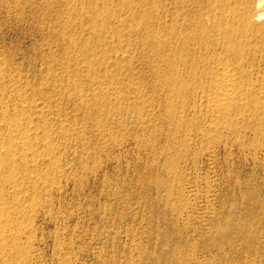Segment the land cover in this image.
Here are the masks:
<instances>
[{
    "label": "rangeland",
    "instance_id": "obj_1",
    "mask_svg": "<svg viewBox=\"0 0 264 264\" xmlns=\"http://www.w3.org/2000/svg\"><path fill=\"white\" fill-rule=\"evenodd\" d=\"M100 1L91 0L90 3L89 0L86 2L78 0H0V70L5 68L2 71L5 72L4 75L8 73L6 76L14 74V81L17 85L19 81L22 82L28 92L25 96L29 102L31 101L30 103L39 98L45 100L49 98V101L47 100L48 109L50 106L51 108L48 115L52 109L53 112L51 111V113L53 115L50 113L48 116L45 112V116L41 120H46L49 124L52 123L54 133L62 132L61 130L67 128L66 132H69L70 136L73 135L71 136L73 141L69 136L71 139H69L70 144L67 143L69 141L67 140L68 137L65 141V144L70 147L73 146L72 149L65 145L68 153L66 152L67 149L65 151L62 148L59 153L55 154L56 160H59V164L63 167V170L65 169L63 175H58L57 171L53 172L52 168L44 167V176L47 178L49 175V178L51 175L54 183L47 185V188L36 186L39 198H41L39 200L46 206L39 202V214L37 213L36 221L34 220V251H36L33 252V257H35L32 258V264H264V133H262L264 132V126H262L264 122L261 124L259 120L256 122V119L253 120L255 124L253 121L247 123L248 127L253 126L252 129L249 128L250 130L245 124V127L249 131L252 130V133L254 130H259L257 133L254 131L255 136L244 127L241 129L242 131L240 130L241 133L236 132L235 135L231 133L232 135L227 136L223 134L228 137V140H222V134L217 133H208L213 138H210L208 134L205 136L206 138H202L203 136H200L201 130L198 133L197 130L204 126V120L198 114L201 117L200 120L197 114L192 111V106L189 103L190 98H188L190 97L189 92H187L193 81L186 79L188 89L186 85L183 86L184 88L177 87L181 98L187 100L185 106H181L178 103L179 98L174 95L171 96L169 92L171 87L168 84L165 86L166 82L164 83V78H162L164 72L158 52L161 50L159 48L161 43H159L158 38L154 37L152 32L146 34L141 29L149 15V20L151 19L153 22L154 33L158 29L160 31L159 15L163 8V2L161 1L164 0ZM67 2H71L70 5ZM98 3L99 7L105 4L104 6L107 5L106 8L108 9L103 6L105 10L101 7L100 11L97 6ZM144 5L147 7H144ZM135 6L139 7L138 10L144 11L139 10L138 12ZM90 7L97 9V12L99 11L97 13L99 14L98 19L103 16L101 18L104 20L100 19L102 22L97 21L98 19L91 20L93 15L95 18L97 14L92 8L89 9ZM129 7H131L130 11L133 8L132 14L129 13ZM153 8L155 9L153 10ZM156 8L157 12L155 13ZM135 10L137 13L134 12ZM87 11L90 13L88 14ZM151 11L153 16L149 14ZM102 12L105 15H102ZM145 14L146 18L144 17ZM106 15L110 18H107ZM130 15L134 16L137 23L143 16L144 22L143 18L141 19L142 23L139 22L142 26H139L135 21L127 24L121 23L122 21L119 20V18L123 20L130 19ZM114 16L115 20H113ZM110 22L111 27L114 29L109 27ZM103 23L106 24L104 28L101 26ZM94 24H97V27L94 28ZM154 25H158V27L156 26L158 29L154 28ZM128 34L132 36L128 37ZM148 34L153 35V37ZM140 35L143 36V39L148 35V38L152 40L147 42L145 38L143 42ZM121 40L124 46L120 42ZM149 45L152 47H149ZM114 50L118 54H115ZM79 52L84 53V55L81 53L83 56H80ZM105 54L107 55L105 56ZM91 60H94L95 64ZM155 66L159 67L156 69ZM71 81L76 84L74 85ZM70 82L72 88L69 86ZM14 83L13 85H15ZM9 84L11 83H7V81L1 83L2 91L6 89L5 93L15 95L17 93L16 89H12V84ZM66 84H69V87ZM76 85L79 87L78 90ZM9 86L14 91H8L10 90ZM62 87L64 91L61 90ZM105 87L111 88L109 94L107 92V94H104ZM66 90L67 92H65ZM74 90H77V93ZM99 91L103 93L100 94ZM172 97L174 102L170 104L173 101ZM104 102L106 105L108 103V107L106 105L102 107L105 104ZM72 103L77 104L78 108ZM168 103L173 106H169ZM114 104H117V107L119 106L117 111L119 109L118 112H121V114L114 111L116 110ZM17 106L20 107L19 104ZM189 106L191 107L189 108ZM18 107V112L12 114H21L22 110ZM110 107H113L114 110L109 109ZM179 108H184L182 110L186 111L182 115L187 116V119L193 117V121L190 119L189 122L186 117L183 119V116L179 115ZM8 109L12 110L13 107L8 105ZM109 110L113 115L108 114ZM33 111L31 112L34 114H31V112L30 114L36 117L39 113ZM164 111L165 117L162 116ZM88 112H90V118ZM94 112L97 114L95 115ZM188 112L190 113L188 114ZM176 115L181 117V119L178 117L181 122ZM115 116H118V119H115ZM140 117L145 118L142 120ZM86 120L89 121L86 123ZM119 120H121V125L118 122ZM196 121L199 122L196 123ZM149 122L154 124L155 128H152L153 125ZM170 123L175 129L169 125ZM174 123L175 125H173ZM97 124L101 126L106 124V126H102L104 128L99 125V128H102L104 132L101 131L102 133H100L102 129H99ZM202 124L203 126H201ZM116 125L121 127L119 128ZM63 126L64 128H62ZM107 126L108 128H106ZM5 128L6 125L1 126L0 132L4 131ZM78 128L81 129V133ZM109 128L115 134L111 136L113 134L110 132L108 138V134L105 133L109 131ZM186 128H188L187 131ZM260 128H262V131H260ZM83 129H88V131L82 133ZM157 129L161 130L159 131L161 133ZM183 130H185V133H182ZM96 131L98 137L95 134ZM189 132H193V135H189ZM195 132L198 134H195L197 136L194 135ZM244 132L247 134L246 136L243 135ZM239 133L241 136L238 135ZM166 134H168L167 137ZM78 135H82V138ZM99 136H101V139ZM110 137H114L113 140ZM171 137H175V139L172 138L171 140ZM104 138H108L109 145L107 141H104ZM234 138L238 140V143L240 142L239 146L243 148L238 147L237 140ZM195 139L201 141H195ZM59 140L61 143L63 139ZM64 140L61 144L65 148ZM235 143H237V147ZM79 144L86 145L83 147ZM172 144L174 146H171ZM101 145L102 147H100ZM167 145V148L162 147ZM143 146L145 149L142 148ZM258 146H261V149ZM85 147L90 152L86 151ZM211 147L214 148L211 149ZM205 148H209L206 152L210 153H204L206 157L201 154L205 152ZM163 149L166 150V153ZM198 149L203 152L199 153ZM210 149H216V151L212 152ZM85 152L87 153L85 154ZM215 152L216 154H214ZM163 155L167 162L168 160L176 161L171 164V161L167 163L165 159L163 160ZM209 155H212V157ZM60 159L62 160L60 161ZM172 164H174V168L177 165L176 168L178 167L180 170L178 168L177 171L174 168L172 169V166L170 167ZM167 168L169 171H167ZM66 169L68 172H66ZM170 170L171 173H169ZM178 171H180V180L176 176L178 173H175ZM20 172H22L20 176L30 173V171L23 172V170H20ZM174 174L179 181L178 183L175 177L173 178ZM55 176H57V179ZM201 177L205 179L202 180ZM169 178H172V181ZM0 179L2 182V177ZM184 179L189 184L192 181L191 186L194 191L191 190L202 198L195 202L196 207H193L195 206L193 203L189 207L188 201H185L188 196L184 197V194L186 196L188 193L183 191L188 183ZM165 185L166 187H164ZM180 186L184 187L181 188ZM34 187L30 184L27 191L33 192ZM173 189L175 190L173 191ZM175 191L179 192L181 196ZM167 193L170 195L169 199L172 198L173 200H164L167 199ZM200 194H203V196H200ZM204 194L206 195L204 196ZM206 196H210L209 201H205ZM15 198L20 199L6 193L4 203L14 208L16 207ZM181 202L185 204L182 206ZM21 203L23 207L28 206L26 202L21 201ZM204 205L207 207H204ZM206 208L209 210H206ZM187 209L191 212L189 213ZM203 212L204 214H202ZM187 221L188 223H186ZM8 262L12 263L13 261L10 259ZM8 262L6 263L9 264Z\"/></svg>",
    "mask_w": 264,
    "mask_h": 264
},
{
    "label": "bare ground",
    "instance_id": "obj_2",
    "mask_svg": "<svg viewBox=\"0 0 264 264\" xmlns=\"http://www.w3.org/2000/svg\"><path fill=\"white\" fill-rule=\"evenodd\" d=\"M78 1L86 2L87 0L86 1L78 0ZM89 1L91 3V0H89ZM109 2H111V1H109ZM161 2H163V4H162L163 8H162V11L159 15V17H160L159 23L161 26L160 31L157 28L158 25H154L155 26L154 28L158 29V31L156 33H154L153 28H152L153 22L151 21V19L149 20V15H148V19L145 17L146 14L144 15V17L147 20V21L145 20L146 22H144L143 16L140 15L141 19L143 18L142 20L145 23L143 25V28H141V29H143V32L146 34L148 32L149 33L152 32L154 37L158 38L159 43H161V47H159V48H161V50L158 52H159V59L162 62L163 72H164V74L162 73L164 75V76L162 75L163 76L162 78H164V83L166 82L165 86L168 84L171 87L172 90L170 89V91H169L171 93V96L174 95V96H177L179 98V100L178 99L177 100L181 106L182 105L185 106V103L187 100L184 98H181L180 92L177 90V87L185 86L187 84V81H186L187 78H188L187 79L188 81H191V82L193 81V83L190 82L192 84V86L190 85L191 88L189 89V91H187V92H189V96H190V97H188V98H190V102L189 101L188 102L192 106V107L189 106V108L191 107L192 111L195 112L197 114V116L199 114L203 118L202 120H204V126H203V124L201 125V126H203L202 128L198 129L197 126L194 125V126H196L195 128L198 129L197 133L199 130H201L200 136H203L202 138L207 136L208 133L222 134V136H223L222 140L223 139L228 140V137H226L227 135H229L231 133L233 135L237 134L236 132H240V130L243 129L247 125V123H249V122L252 123L253 120L257 119L256 122L259 120L262 124L264 122V0H164ZM69 3H71V2H69ZM69 3L67 2V4H69ZM103 3H105V2H103ZM112 3H114V2H112ZM91 5H93V4H91ZM96 5H95V7H96ZM111 5H113V4H111ZM97 6L99 7V3ZM103 6H101V7L103 8ZM118 6H119V2H118ZM101 7H99L100 11L102 9ZM106 7H107V5H106ZM112 7H110V8L113 9ZM120 7H122V6H120ZM141 7H143V6H141ZM144 7H147V6L144 5ZM91 8L92 7H90L89 9H91ZM99 8H97V9H99ZM130 8L131 7H129V11H130ZM135 8H137L138 12H139V10L141 12L144 11L141 9L138 10V8H139L138 6L137 7L135 6ZM97 9L92 8L93 11H96ZM106 9H108V8H106ZM145 9H147V8H145ZM154 9L155 8H153V10ZM159 9L160 8L158 7V10ZM132 10H133V8H132ZM132 10L129 12L130 14H132L131 13ZM69 11H71V10H69ZM88 11H90V10H88ZM88 11H87V13H88ZM148 11H149V9H148ZM73 12H72V14H73ZM90 12H92V11H90ZM98 12L96 11V14ZM134 12H136V10ZM141 12H140V14H141ZM156 12H157V8H156L155 13ZM82 13H83V11H82ZM92 13H94V12H92ZM92 13L89 15V17L92 16ZM104 13H105V11H104ZM104 13L102 15H105ZM151 13H152V11L149 14L151 15ZM66 14H67V12H66ZM98 15L99 14H97L96 15L97 17H95V18L93 15V18L91 20L98 19V17H99ZM136 15H138V14H136ZM107 16L108 15H106V17ZM109 16H111V15H109ZM151 16H153V15H151ZM101 17H103V16H101ZM101 17L97 21H99L100 19L104 20ZM129 17H131V18L127 19V20H123V19L119 18V20H121L122 22L119 21L118 19H117V21H119L121 23H127V24L134 23V21H135L134 16L130 15ZM139 17H137V18H139ZM157 17H158V15H157ZM107 18H110V17H107ZM107 18H105V19H107ZM114 18H115V16L113 17V20H115ZM141 19H139L140 21L139 20L138 21L141 22L142 21ZM102 20H100V21L102 22ZM97 21H96V23H97ZM148 21H150V22H148ZM135 22L137 23V21H135ZM139 22L137 24H139ZM156 22H158V21H156ZM141 23L139 24V26H142ZM96 25L94 26V28L97 27ZM104 25H106V24H104V23H103V25L101 24V26H103V28H104ZM107 25H108V23H107ZM109 25H110L109 27H111V22ZM122 25H124V24H122ZM99 26H100V24H99ZM129 26H131V25H129ZM106 27H108V26H106ZM103 28H102V32H103ZM105 29H107V28H105ZM112 29H114V28H112ZM137 29L140 30V28H137ZM137 29H135V30H137ZM94 30H96V29H94ZM98 30H97V33L100 31V30L99 31ZM118 30H119V28H118ZM155 31H156V29H155ZM136 32H140V31H136ZM104 33H102V34H104ZM94 34H96V33H94ZM130 35L128 37H130ZM142 35H140V36H142ZM148 35H146L147 37L144 36L146 38V39L145 38L144 39L147 42H148V40H152L151 38H148L149 36L153 37V35L152 36L151 35L148 36ZM97 36H98V34H97ZM100 36H101V34H100ZM122 36H124V35H122ZM140 36H139V38H140ZM97 38H99V37H97ZM102 38H103V36H102ZM123 38L125 39L126 37L124 36ZM142 39H143V36H142ZM144 39L142 40L143 42H144ZM125 40H127V39H125ZM155 40H157V39H155ZM120 42H122V45H123V41L121 40ZM120 44H119V46H120ZM144 46H146V45H144ZM150 46L151 45H149V47ZM101 47H103V46H101ZM121 48H123V47H121ZM79 53L81 54L82 52H79ZM114 53L118 54V52H116V51ZM149 53H151V52H149ZM82 54L84 55V53H82ZM82 54L80 56H83ZM87 54H86V56H87ZM107 54H105V56ZM89 56L91 57V55H89ZM98 56H100V55H98ZM98 56H97V58H98ZM154 56H156V55H154ZM102 57H104V56H102ZM85 58H87V57H85ZM155 58H154V60H156ZM115 60H117V59H115ZM88 61L90 62V60H88ZM84 62H86V61H84ZM93 63L95 64V61ZM103 63H104V61H103ZM113 63H115V62H113ZM158 67L155 66L154 68L157 69ZM3 69H5V68H3ZM2 70H0V85H1V83H5L7 81V83L12 84V85L11 84H9V85H11L12 89L15 88L16 89L15 91H17V93L15 95H13V94L9 95L10 93L9 94H8V92L5 93V91H6L5 88H4L5 90H3L4 91L3 92L1 89V86H0V110H1L0 111V127L6 125L5 130L0 132V177H2V182L0 179V182H1L0 183V203H1L0 204V264H7L6 262H8L10 259L13 262L12 263L8 262L9 264L10 263L11 264H32V258L34 259V257H35V256L33 257V252L36 251V250L34 251V249H35L34 248V236H35L34 235L35 234L34 222L36 221L35 220L37 218L36 216H38V214H39L38 213L40 210L39 209V205H40L39 202L40 203L42 202L39 200L41 198H39V193L36 190V186L38 188H47V185H50V184L52 185V183H54L53 179H52L53 177L51 178V175L49 178H48V176H49L48 174H46V175H48L47 178H46V176H44L45 175V174H43V168L44 167L52 168V171L53 172L57 171L58 175H61L64 172L65 169L63 170V167L59 164V160H56L55 154L59 153L62 150V148H63V150L66 151L67 146H69L68 144H70L69 142L73 141V139H72L73 137L71 138V136H73V135L70 136L69 132H66L67 128L65 129L64 126L62 128H64L65 131H63L64 130L63 129V130H61L62 132L58 133L56 131L57 133H54V127H52V125H51L52 123L49 124L48 121H46V120L42 121L41 120L43 118V116H45L44 115L45 112H47V115H48V112L51 108V106H50V108L48 109L49 105H48L47 100L49 98L48 99L46 98V100L39 98L35 101L32 100L33 102L30 103L31 101L29 102L28 98L25 96V95H27L26 93H28V92L26 91V88H24L22 82L19 81L18 82L19 84L17 85V83L14 81V74H12L13 76L11 74L9 76H6L8 73L6 75H4L5 72L3 73ZM189 79H191V80H189ZM15 80H16V78H15ZM71 82L74 83V81H71ZM71 82H70V85L69 84H66V85L67 86L69 85L72 88ZM162 82H163V80H162ZM13 83L15 85H13ZM75 84L76 83H74V85ZM27 85H29V84H27ZM76 86H74V87L76 88ZM5 87H6V85H5ZM25 87H27V86H25ZM174 87H175V89L173 90ZM9 88H10V86H9ZM11 88H10V90H8V89L7 90L11 91L12 90ZM186 88H187V85H186ZM78 89H79V87L77 88V90ZM110 89L111 88H109V87L106 88V91L104 92V94H107ZM61 90L64 91L63 87ZM77 90L76 91L74 90V91L77 93ZM12 91H14V90H12ZM65 92H67V90ZM101 92H100V94H101ZM181 92H183V91H181ZM59 93L61 94V92H59ZM170 93H168V94H170ZM184 94H185V92H184ZM79 95H81V94H79ZM186 95H188V94H186ZM104 96L106 97L107 95H104ZM77 97H80V96H77ZM177 97H175V98H177ZM101 98H103L102 95H101ZM107 98H109V97H107ZM103 100H104V98H103ZM103 100H102V102H103ZM167 100H168V98H167ZM172 100H173V97H172ZM170 101H171V99L169 100V103H170ZM102 102H100V103H102ZM173 102H174V100L170 104H172ZM169 103H168V105L171 106ZM17 104H19L20 107H18ZM72 104L76 105V108H78L77 104H74V103H72ZM84 104H86V103H84ZM8 105H11L13 107V109L9 110ZM73 105H72V107H73ZM88 105H87V107H88ZM105 105H106V103L104 104V106L102 105V107H105ZM107 105H108V103H107ZM186 105H188V104H186ZM115 106H116V110L113 109V107H115ZM115 106L110 107L109 109H113L114 111L118 112L119 109L117 111V108L119 106L117 107V104ZM176 106H177V104H176ZM181 106H180V108H181ZM17 107L22 110L21 114H15L17 111ZM102 107H101V109H102ZM74 108H75V106H74ZM88 108H90V107H88ZM164 108H165V104H164ZM84 109H85V106H84ZM179 109H178L179 115L181 114V117H182L184 115L183 113L187 110V108H186V110H182L184 108L180 109V110H182L181 112L179 111ZM33 110L35 112L38 111V113L40 115L38 114L37 115L38 117L37 116L35 117V115L32 116L31 114H34V113H32L31 111H33ZM93 110H94V108H93ZM120 110H121V108H120ZM169 110L171 111L170 108H169ZM51 111H50V113H51ZM165 111L163 113L164 115H162L164 117H165ZM13 112H15L14 113L15 115L12 114ZM30 112H31V114H30ZM76 112H77V110H76ZM175 112H177V111H175ZM190 112H188V114ZM50 113H49V115H50ZM83 113H84V111H83ZM88 113H89V118H90V112H88ZM110 113H111V111L109 110L108 114H110ZM113 113H115V112H113ZM96 114L97 113H95V115ZM118 114H121V112H118ZM168 114H169V112H168ZM170 114H171V112H170ZM179 115L178 116L176 115L177 118L180 117ZM186 115H187V112H186ZM192 115H190V116H192ZM117 117L115 119H118ZM181 117H180V119H181ZM185 117H186V119L188 118L187 116H185ZM185 117L183 116V119ZM194 117H196V115H194ZM201 117H199V119ZM110 118H112V117H110ZM144 118L143 119L141 118V119L144 120ZM119 119H122V118H119ZM190 119H192V121H193V117L192 118L189 117V119H187V120L189 121ZM195 119H197V118H195ZM83 120H85V119L83 118ZM167 120H169V119L167 118ZM170 120H172V119H170ZM88 121L86 120V123ZM111 121H113V119H111ZM114 121H116V120H114ZM120 121L121 120H119L118 122L121 125ZM151 122H149V123H151ZM172 122H173V120H172ZM177 122L179 123L178 120H177ZM180 122H181V120H180ZM198 122L196 121V123H198ZM152 123H151V125H153V126H151V127L155 128V125ZM182 123H183V121H182ZM185 123H186V121H185ZM200 123H201V121H200ZM102 124H103V122H102ZM143 124H145V123H143ZM191 124H193V123H191ZM191 124H190V126H192ZM194 124H195V122H194ZM254 124H255V122H254ZM99 125H98V128L101 126V125L100 126ZM104 125L106 126V124H104ZM104 125H102V126H104ZM110 125H111V123H110ZM145 125H147V124H145ZM169 125L172 126L171 123ZM173 125H175V123ZM116 126L119 128L121 127L118 125H116ZM179 126H180V124H179ZM179 126H176V127H179ZM262 126H264V125H262ZM86 127H84V128H86ZM172 127L174 128V126H172ZM198 127H200V126H198ZM247 127H248V125H247ZM79 128H78V130H79ZM102 128H104V127H102ZM102 128H99V129H102ZM106 128H108V126ZM181 128H182V126H181ZM181 128H180V130H181ZM188 128H186V131ZM192 128H194V127H192ZM249 128L250 127H248V129ZM252 128H253V126L251 125L250 129H252ZM96 129H97V126H96ZM182 129H184V128H182ZM245 129L248 130L246 127H245ZM261 129L262 128H260V131H262ZM78 130H76V132H78ZM80 130H79V132L81 133ZM86 130L88 131V129H85V130L83 129L82 133H84ZM263 130H264V128H263ZM101 131H103V129L100 130V133H102ZM106 131H108V130L106 129ZM112 131L113 130L110 131V128H109V131L105 133V134H108V138L110 136L109 135L110 132H111V134H113ZM153 131L156 132L155 130H153ZM157 131L159 132L161 130L157 129ZM184 131L185 130H183L182 133H185ZM251 131H249V132H251ZM254 131L257 133V131H259V130L257 129V131L256 130H254ZM254 131H253V133L251 132V134H254V136H255L256 133ZM159 133H161V132H159ZM197 133L195 132L194 135ZM240 133L238 135H240ZM262 133H264V132H262ZM71 134H73V133H71ZM95 134H97V137H98L97 131ZM114 134L111 136H114ZM191 134L193 135V132L192 133L189 132V135H191ZM223 134L226 136H224ZM167 135L168 134H166V137H167ZM176 135H178V134H176ZM197 135H195V136H197ZM208 135L210 136V134H208ZM243 135L246 136L247 134L245 133ZM69 136L72 140L69 138ZM78 136H81V138H82V135H78ZM67 137H68L67 140L70 139L71 141L69 140L67 142L68 144H65ZM75 137L77 138V136H75ZM100 137L101 136H99V138ZM224 137H226V138H224ZM235 137H237V136H235ZM257 137H258V135H257ZM263 137H264V135H263ZM112 138H114V137H112ZM112 138L110 137V139H112ZM172 138L175 139V137H171V140H172ZM202 138H201V140H202ZM210 138H213V137L210 136ZM59 139H63V140L65 139L64 140V146L67 145V146H65V148L62 145L63 140H62V142H61L62 144H61L59 142L60 141ZM107 139H105L104 141L108 142ZM208 139H209V137H208ZM234 139H236V138H234ZM80 140H78V141H80ZM196 140H198V139H195V141ZM201 140H198V141H201ZM141 141H142V139H141ZM187 141H189V140H187ZM190 141H192V140L190 139ZM203 142H204V139H203ZM73 143H75V142H73ZM145 143H147V142H145ZM237 143H238V140H237ZM237 143H235L236 147H237ZM239 143H238V147L240 148L242 146H239ZM103 144H104V142H103ZM105 144H107V143L105 142ZM202 144H204V143H202ZM242 144H243V142H242ZM108 145H109V142H108ZM176 145H177V143H176ZM260 145L262 146L261 143H260ZM80 146H83V145H80ZM106 146L107 145H105V147ZM110 146H111V144H110ZM118 146H119V144H118ZM120 146H121V143H120ZM171 146H174V145L172 144ZM201 146L203 147V145H201ZM261 146L260 147L258 146V148L261 149ZM72 147L69 146L70 149H72ZM86 147H89V146H86ZM86 147H85L86 151H89V150H87ZM100 147H102V145ZM162 147L167 148L168 145L162 146ZM162 147H160V149H162ZM214 147H211V149ZM106 148H108V147H106ZM142 148H144V146ZM217 148L219 149L220 147H217ZM81 149H82V147H81ZM165 149H163V150H165ZM208 149L205 148L204 149L205 152H203L199 149L198 150H199V153L203 152L201 154H203V156L206 157L204 155V153H208V152H206V151H208ZM216 149H213L211 151L212 152L214 150L216 151ZM255 149H257V148H255ZM175 150H174V152H175ZM73 151H75V150H73ZM152 151H153V148H152ZM155 151H156V149H155ZM160 151H162V150H160ZM66 152L68 153V149ZM77 152H78V150H77ZM164 152L166 153V150ZM257 152H259V150ZM263 152H264V150H263ZM86 153L87 152H85V154ZM167 153H169V152L167 151ZM208 154H210V153H208ZM214 154H216V152ZM80 155H81V153H80ZM82 155H84V154H82ZM161 155H162V153H161ZM80 157H82V156H80ZM159 157H160V155H159ZM210 157H212V155ZM82 158H85V157H82ZM167 158L169 159L170 157H167ZM164 159H165V156H164L163 160ZM61 160L62 159H60V161ZM80 160H81V158H80ZM156 160H158V159H156ZM165 160L167 162V159H165ZM209 160H211V159H209ZM169 161H171L170 162V164H171V163H174L176 160H168V162ZM176 164H177V162H176ZM173 165L174 164L170 165V167L172 166V169L174 168ZM180 165H181V163H180ZM176 166L177 165H175V168H174L175 170L178 168V167L176 168ZM169 169H171V168H169ZM20 170H23V172L30 171V173H26L23 176H20V173H22V172H20ZM178 170H180V169L178 168ZM167 171H169L168 168H167ZM66 172H68L67 169H66ZM70 172H71V170H70ZM173 172H172V174H173ZM179 172L180 171L175 172L176 174L178 173V175H176V176H178V178L180 176ZM169 173H171V170ZM174 177H175V174H174L173 178ZM55 178L57 179V176H55ZM176 178L177 177H175V179ZM169 179H171V181H172V178H169ZM201 179H202V177H201ZM204 179H202V180H204ZM176 180L178 183L179 182L178 179H176ZM179 180H180V178H179ZM184 181H185V179H184ZM189 181H191V180H189ZM197 181H198V179H197ZM201 182H203V181H201ZM187 183H188V181H187ZM191 183H192V181H191ZM191 183L190 184L188 183L187 185L185 183L186 186H185L184 191H183L184 193H185V191H187V193H188L186 196L184 193L183 194H184V197L188 196V199L186 198L185 201L186 200L188 201V203H189L188 205H190L189 207L192 206V203L195 204L196 201H199V199L200 200L202 199L199 197V194H194V192H193L194 190L192 189ZM30 184L35 186L33 192H30L29 190L27 191ZM173 186H174V184H173ZM164 187H166V185ZM183 187H181V188H183ZM168 188H169V186H168ZM166 189H164V190H166ZM195 189H197V188H195ZM170 190H172V189H170ZM174 190L175 189H173V191ZM179 190H181V189H179ZM6 193H8L10 196H15V197L20 198L19 200H17L15 198L16 207L12 208L11 206H8L4 203L5 202L4 197H5ZM168 193H167V195H168ZM176 193H178V195H180L179 192H176ZM205 195L206 194H204V196ZM171 196H172V194H171ZM200 196H203V194L202 195L200 194ZM169 197H170V195H168L167 199H164V200H166V201L167 200L168 201L173 200L172 198L169 199ZM179 200H180V197H179ZM183 200H184V198H183ZM209 200H210V196H206L205 201H209ZM21 201L26 202L28 204V206L23 207ZM177 202H179V201H177ZM181 203H182V206H183V204H185L183 202H181ZM196 205L197 204H195V206H193V207H196ZM43 206H46V204ZM182 206H180V207H182ZM205 206L206 205H204V207ZM44 209H45V207H44ZM46 209H47V207H46ZM195 209H197V208H195ZM206 210H209V209L206 208ZM190 212L191 211H189V213ZM202 214H204V212ZM189 217H191V216H189ZM182 218H181V220H182ZM184 218H185V216H184ZM186 223H188V221ZM24 240H25V242H24Z\"/></svg>",
    "mask_w": 264,
    "mask_h": 264
}]
</instances>
